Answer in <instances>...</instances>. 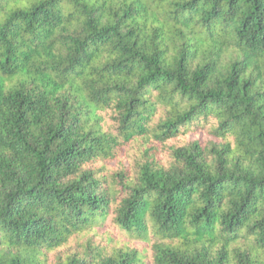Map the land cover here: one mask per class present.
<instances>
[{
	"label": "trees",
	"instance_id": "1",
	"mask_svg": "<svg viewBox=\"0 0 264 264\" xmlns=\"http://www.w3.org/2000/svg\"><path fill=\"white\" fill-rule=\"evenodd\" d=\"M109 219L152 264H264V0H0V264H144Z\"/></svg>",
	"mask_w": 264,
	"mask_h": 264
},
{
	"label": "rangeland",
	"instance_id": "2",
	"mask_svg": "<svg viewBox=\"0 0 264 264\" xmlns=\"http://www.w3.org/2000/svg\"><path fill=\"white\" fill-rule=\"evenodd\" d=\"M190 134H188L187 136H181V140H184L188 138L189 136H191V138L189 139L190 141H199L202 146H206L210 142H216L220 144L219 143L220 141L215 138L214 134L211 132V130L208 127L205 130L199 132L198 134H191V135ZM175 144L180 145L181 141H175L169 144V146L165 149V152L163 153L165 158L169 156L170 146H173ZM143 153H144L143 147L141 148L136 147L133 149H129L123 155L119 163H113V165L110 166L109 171H118V170H121L123 167H125V168L132 169L134 172L135 162L138 159H142ZM93 236H94L93 234L85 235L79 240V242H87ZM93 241L95 244L99 246L108 245L110 247L121 248L123 245H128L130 248H137L139 252L143 254L142 258H143L144 264L153 263V256H152L151 251L149 255L146 254V251H148L149 248L146 249L144 245L131 240L124 232H122L117 226H115L112 223V219H109V222L107 223V229L102 231L100 235H96ZM71 245L72 246L75 245L76 247V242H73ZM245 245H247V240L243 239V240H240V242L235 246L243 247Z\"/></svg>",
	"mask_w": 264,
	"mask_h": 264
}]
</instances>
